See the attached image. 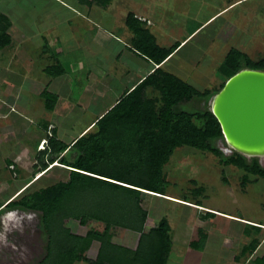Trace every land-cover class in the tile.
Instances as JSON below:
<instances>
[{
  "label": "rangeland",
  "instance_id": "rangeland-1",
  "mask_svg": "<svg viewBox=\"0 0 264 264\" xmlns=\"http://www.w3.org/2000/svg\"><path fill=\"white\" fill-rule=\"evenodd\" d=\"M20 1L22 2L4 0L0 3V9L11 11L15 41L13 46L16 48L14 51L20 54V45H17L21 42L19 38L29 39L28 44L36 51L32 58L34 60L38 57L40 51L36 49L42 46L43 38L53 39L57 46H63V62L84 65L78 72L70 74L73 81H70L69 86L65 82L63 86L64 96L76 97L80 102L84 101V97L89 104H83L77 112L74 109L70 114L61 116L62 127L58 129L57 136L67 143L78 135L80 129L94 120L97 113L108 107L114 97L122 94L124 87L135 77L129 66L115 64L113 59L111 62H102L88 51V47H92V37L97 30L103 33L113 32L127 40L134 36L125 23L129 14L144 18L147 28L160 46L171 48L180 43V48L163 67L199 90H213L224 81L217 74V70L227 52L233 47L248 54L255 62L264 59V0H242L226 9L221 13L223 15L208 20L204 26L203 23L218 13L219 8L234 0H113L107 8L96 5L94 1L93 5H89L90 0H64L66 3L59 4L54 0ZM200 26L201 28L189 37L190 33ZM114 46L117 48L118 45ZM113 48L112 45L110 50ZM9 51L10 46L1 51V61L4 65L11 55ZM87 51L90 54H87ZM2 64L0 74L6 73V86L17 84L19 86L16 87H21L16 102L21 116L11 113L6 119H0V128L10 127L12 124L17 129L12 131L7 128V135L4 136L0 130V204L5 206L16 196L20 199L23 196L21 192L31 184L30 188L39 189L62 180L66 181L70 174L64 166L55 167L38 179L42 171L38 151L43 146L41 140L37 146L36 142L46 133L49 136L53 134V126L47 128L44 133L43 129H38V122L51 120L53 114L45 109V102L39 95L29 91L28 80L22 84L11 83L9 78L18 75L14 68L16 63L13 68L8 69ZM95 65L99 68L104 66L110 74L103 80L96 77L97 81L91 84V76L87 73ZM148 68H151V65ZM40 69V66L34 64L36 77L43 75ZM25 73L27 74V71ZM46 74L42 78L48 79ZM29 76L35 77L32 74ZM147 93L149 98L159 97V93L152 88H149ZM73 99L75 98L70 101H74ZM192 106L205 110L207 105L204 101L194 105L184 102L179 108L189 110ZM215 146L226 153V156L232 154L222 140L217 141ZM71 155L72 158L75 157V154ZM6 160H10L13 165ZM259 162L264 167V157L259 158ZM165 172L169 182L166 191L168 196L162 198L145 195L142 200L143 207L149 211L145 232L157 226L162 218L169 220L174 245L168 264H254L257 257L264 256L262 178L250 175L245 182L244 171L221 165L214 155L189 147L175 151L165 166ZM199 188L202 192L198 197H193L191 191ZM185 196L191 198L193 206L172 201L174 198H179L177 200L180 201ZM167 197L173 199L169 200ZM198 201L201 205L195 204ZM208 212L214 214V217H209ZM65 223L73 234L81 236L91 230L102 233L106 228L105 223L95 220H89L86 225L75 219ZM258 224L262 227L257 226ZM248 226L259 228L260 231L251 229V236H247L245 231ZM198 229L208 234L203 251L194 250L189 246L192 240L199 239ZM110 233L111 241L115 244L130 250L137 249L141 237L139 233L120 227H112ZM254 238L260 240L255 252L242 255V250ZM47 243L48 237L39 213L7 207L0 212V264H38L46 256ZM100 245V242L94 241L86 256L95 260Z\"/></svg>",
  "mask_w": 264,
  "mask_h": 264
},
{
  "label": "trees",
  "instance_id": "trees-1",
  "mask_svg": "<svg viewBox=\"0 0 264 264\" xmlns=\"http://www.w3.org/2000/svg\"><path fill=\"white\" fill-rule=\"evenodd\" d=\"M93 1L102 8L109 7L113 2ZM125 23L134 34L131 46L155 68L95 122L96 130L85 132L71 145L58 138L56 128L52 130V135L46 133L44 148L38 151L41 173H48L50 165L56 162L51 169L63 165L72 168L69 178L39 189L30 188L31 184L21 192L23 196L20 199L16 196L5 206L7 209L17 208L40 214L48 243L46 256L38 264H168L174 245L170 235L171 225L164 217L157 226L145 232L149 211L143 207L142 197L150 194L141 190L168 196L165 166L179 148L189 147L214 155L221 165L244 171L245 182L250 175L264 180V167L259 158H248L237 152L226 156L216 148L217 141L225 140L219 122L210 111L212 98L229 78L243 69L264 70V59L255 62L240 49L231 48L217 70L224 81L218 88L202 91L163 67L180 48V43L171 48L160 46L146 22L134 14H129ZM10 26V20L0 15V51L11 45ZM47 73L58 77L66 70L58 64L49 67ZM149 88L157 91L159 97L149 98ZM43 97L46 110L53 111L57 96L45 90ZM202 101L207 105L205 110L195 109L194 106L189 110L179 108L184 102L194 105ZM47 128L45 124L44 133ZM72 153L75 154L73 158ZM9 164L13 165L11 161ZM191 192L193 197H198L202 189ZM190 199L185 196L180 200L191 204ZM195 204L201 205L199 201ZM3 206L0 204V212L5 208ZM207 215L214 217L209 212ZM70 219L79 220L82 225L95 220L105 223L106 228L102 233L91 230L81 236L73 234L66 226L65 222ZM257 226L262 227L261 224ZM112 227L139 233L141 237L137 249L130 250L112 242ZM251 229L260 231L248 226L245 231L247 236H251ZM198 237L189 246L203 251L208 234L198 229ZM94 241L101 245L97 258L91 260L86 253ZM259 244L260 240L254 238L242 250V255L253 254ZM254 264H264V256L257 257Z\"/></svg>",
  "mask_w": 264,
  "mask_h": 264
},
{
  "label": "crops",
  "instance_id": "crops-1",
  "mask_svg": "<svg viewBox=\"0 0 264 264\" xmlns=\"http://www.w3.org/2000/svg\"><path fill=\"white\" fill-rule=\"evenodd\" d=\"M3 1L4 0H0V3ZM17 1L22 2L20 0H17ZM49 1H53V0H49ZM54 1L58 4L60 2L66 3V1H64V0H54ZM241 1L242 0H234L230 4H228L227 6L219 8L217 11L218 13H216L212 17H209V19H207L203 23L202 26L207 24L210 20H212L216 16L223 15L221 13L226 11V9H228L233 4H236V3L241 2ZM28 2H30V0H28ZM88 2H93V0H90ZM10 12L8 10H5V9H0V15L6 16L10 20L11 26L9 29V34L12 37V42L10 45L11 51H9V54H11V55L9 57V60L6 61V64L4 65V64H2L4 62L1 61L2 58L0 56V65L2 64L3 67L5 66V68L8 69V67L13 68V65L16 63L14 68H16L18 75L15 77L9 78L11 83L15 82V83L22 84L25 80H28L29 84H28L27 88L29 89V91L34 95L36 94V96L39 95L40 98H42V100H44V102H45V98L43 97V92L45 90H47L50 93L57 96L58 101H57L55 109L53 111H49L50 113L53 114L51 120L38 122V129L42 130L43 126L46 124L48 126V129L50 126H53V128H51V129L56 128V130L58 132L60 130V128L62 127L60 124L61 123V121H60L61 116H63L64 114H70L71 111L74 109L76 112L79 109L81 110V107L83 104L89 105L87 99H85L84 97H82V99H84V101L80 102V100L78 101V99L76 97H70V96L68 97L66 95L64 96V89H63L64 82L69 86L70 81H73L70 74L73 75L74 73L78 72L79 70L84 68V65H78L75 62H68V61L63 62V59H62V56L64 55L63 46H60V47L57 46V43L53 42V39L47 40V39L43 38L44 41L41 44L42 46L39 47V49H36L37 51L38 50L40 51L38 54V57L36 59L34 58V60H33L32 58H33V54H35L34 53L35 50L33 51L31 48L32 46L28 44L29 39L19 38V39H21V42L17 43V45H20V46H18L19 47L18 52L20 53L18 55L16 53V51H14L16 48L13 46L15 41L13 39V34H14L12 32L13 31V21H12V17H11ZM12 13H13V11H12ZM78 14L81 15L82 13L78 12ZM137 18L139 19L140 17H137ZM140 20L145 21L144 18H140ZM147 20H149V19H147ZM48 28L49 27H47V29ZM197 30H199V29L195 28L194 31H192V32L190 31L191 33H190L189 37L193 36ZM132 38H133V36L127 40V39H123L120 35H116L113 32L103 33V32H99L98 30L93 35V37H92L93 44H92V47H88V51H90V53L93 56L96 55V59H101L102 62L103 61L104 62H108V61L111 62L110 60L113 59V63H115V64L120 63V64H123L125 67L129 66L130 69L133 71V74L135 77L133 78L131 83H129V85L127 84L124 87V91L122 94L118 95L117 97H114L112 103H110L109 106L106 107L105 109H103L100 113H97V115H95L96 116L95 119L92 120L89 124H87L84 128L80 129L78 135L76 137H73L68 143L66 142L67 144L71 145L76 140V138H78L79 136H82L87 131L93 130L95 128L94 127L95 122L102 115H104L106 112H108L121 99V97L125 93L134 89L146 76H148L153 71L154 65H152V63H150L144 57L139 55L136 52V50L131 46ZM108 44H111V45L108 46ZM112 45L114 48L112 50H110V47ZM114 45H118L117 48ZM106 49H108V51ZM88 51H87V54H90ZM1 53H3V52L0 51V54ZM36 61L41 62V63L39 64ZM169 61H170V59L168 61H166L164 64H167ZM34 64L37 67L40 66V68H41L40 71L43 73L42 76H45V73H47V69L49 67L56 66L58 64H60L66 70V73L63 75H59L58 77L50 76L47 73L46 75L49 76L48 79L42 78V76L36 77L34 74ZM150 65H151V68H148V66H150ZM113 66H116V65H112V67ZM0 70L2 71L1 67H0ZM25 71H27V74L25 73ZM93 71H95V72H93ZM29 74H32L35 77H33V76L31 77V76H29ZM87 74L89 76H91L90 82H91V84H93V82L97 81L96 77H99L100 79L103 80V78L105 76L110 74V71L107 68H105L104 66L99 68L95 65V66H93V68H91V70ZM21 77L23 78V81H21ZM0 78L2 79V81H0V87H2L4 89V90L0 89V92L2 93V95H0V119L1 120L6 119V117H8V114H11V113H13L14 115H18L20 117L21 112L19 111L20 109H19V107H17L16 102L18 101L17 98H18L19 92L21 90V87H19V88L16 87V86H19L17 84L14 86H12V85L6 86V84H5L6 83L5 80H7L6 79L7 78L6 73H1ZM72 98H75V99H73L74 101H70ZM12 108H14L13 111L11 110ZM83 110H85V109H83ZM13 123H14V120H13ZM10 125H11L10 127L5 126L3 128H0V130L3 131V136L7 133V128H11L12 131L17 130V129H15L14 125H12V124H10ZM43 138H44V135L42 137H40V139L36 142V146L40 140L41 141L43 140ZM167 198L171 199L172 197L171 198L167 197ZM172 201L179 202V200H177L175 198ZM191 206H193V205H191Z\"/></svg>",
  "mask_w": 264,
  "mask_h": 264
},
{
  "label": "water",
  "instance_id": "water-1",
  "mask_svg": "<svg viewBox=\"0 0 264 264\" xmlns=\"http://www.w3.org/2000/svg\"><path fill=\"white\" fill-rule=\"evenodd\" d=\"M230 153L264 157V70L243 69L210 102Z\"/></svg>",
  "mask_w": 264,
  "mask_h": 264
},
{
  "label": "clouds",
  "instance_id": "clouds-1",
  "mask_svg": "<svg viewBox=\"0 0 264 264\" xmlns=\"http://www.w3.org/2000/svg\"><path fill=\"white\" fill-rule=\"evenodd\" d=\"M42 145H43V147H42V149H43V148H44V144H42ZM42 149H41V150H42ZM57 163H58V162H57ZM53 165H54V164L50 165V167H49L48 170H52L51 168L53 167ZM63 166H64V165H63ZM56 167H61V166H56ZM64 167H66V166H64ZM64 167H62V168H64ZM66 169H68V170H72V168H68V167H66ZM39 175H40V176L38 177V179H40V177L43 176L44 173H40ZM98 178H99V177H98ZM38 179H37V180H38ZM102 179H104V178H102ZM104 180H105V179H104ZM141 191L144 192V193H146V194H150V195H152V196H153V195H154V196H158L157 194H153V193L146 192V191H143V190H141ZM158 197L165 198L164 196H158ZM14 198H16V197H14ZM14 198H13V199H14ZM13 199H10V200L6 203L5 206H7V204H9ZM169 200H170V199H169ZM176 202H177V201H176ZM178 203H181V204H184V205H188V204H186V203H184V202H180V201H179ZM5 206H3V207H5ZM189 206H191V205H189ZM3 207H2V208H3ZM209 212H212V211H209ZM212 213H213V212H212ZM216 214H217V213H216Z\"/></svg>",
  "mask_w": 264,
  "mask_h": 264
},
{
  "label": "bare ground",
  "instance_id": "bare-ground-1",
  "mask_svg": "<svg viewBox=\"0 0 264 264\" xmlns=\"http://www.w3.org/2000/svg\"><path fill=\"white\" fill-rule=\"evenodd\" d=\"M186 204H188V203H186ZM188 205H190V203H189ZM198 208H200V207H198ZM205 208H206V207H205ZM201 209L206 210V209H204V208H201Z\"/></svg>",
  "mask_w": 264,
  "mask_h": 264
},
{
  "label": "built area",
  "instance_id": "built-area-1",
  "mask_svg": "<svg viewBox=\"0 0 264 264\" xmlns=\"http://www.w3.org/2000/svg\"><path fill=\"white\" fill-rule=\"evenodd\" d=\"M44 142H45V141L43 140V141H42V144H44ZM42 146H43V145H42Z\"/></svg>",
  "mask_w": 264,
  "mask_h": 264
}]
</instances>
